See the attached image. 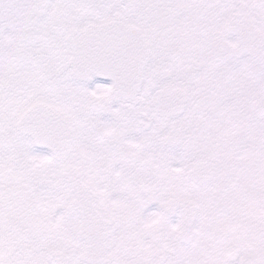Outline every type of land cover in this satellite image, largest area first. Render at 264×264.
Wrapping results in <instances>:
<instances>
[{"label": "snow or ice", "instance_id": "1", "mask_svg": "<svg viewBox=\"0 0 264 264\" xmlns=\"http://www.w3.org/2000/svg\"><path fill=\"white\" fill-rule=\"evenodd\" d=\"M0 264H264V0H0Z\"/></svg>", "mask_w": 264, "mask_h": 264}]
</instances>
